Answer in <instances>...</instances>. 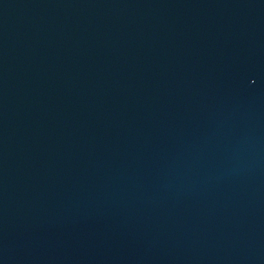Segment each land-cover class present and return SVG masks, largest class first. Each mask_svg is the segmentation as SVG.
<instances>
[{
    "label": "water",
    "instance_id": "water-1",
    "mask_svg": "<svg viewBox=\"0 0 264 264\" xmlns=\"http://www.w3.org/2000/svg\"><path fill=\"white\" fill-rule=\"evenodd\" d=\"M0 264H264V0H0Z\"/></svg>",
    "mask_w": 264,
    "mask_h": 264
}]
</instances>
